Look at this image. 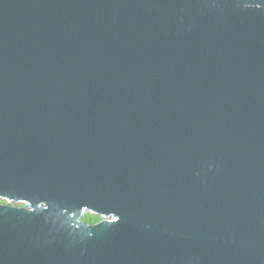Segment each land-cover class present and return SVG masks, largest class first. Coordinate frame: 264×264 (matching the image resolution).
Masks as SVG:
<instances>
[{"label":"water","instance_id":"1","mask_svg":"<svg viewBox=\"0 0 264 264\" xmlns=\"http://www.w3.org/2000/svg\"><path fill=\"white\" fill-rule=\"evenodd\" d=\"M0 264H264V0H0Z\"/></svg>","mask_w":264,"mask_h":264},{"label":"trees","instance_id":"2","mask_svg":"<svg viewBox=\"0 0 264 264\" xmlns=\"http://www.w3.org/2000/svg\"><path fill=\"white\" fill-rule=\"evenodd\" d=\"M82 219L89 224L98 223L100 221V219L97 216L92 214H86L83 216Z\"/></svg>","mask_w":264,"mask_h":264},{"label":"snow or ice","instance_id":"3","mask_svg":"<svg viewBox=\"0 0 264 264\" xmlns=\"http://www.w3.org/2000/svg\"><path fill=\"white\" fill-rule=\"evenodd\" d=\"M116 219H117V221H118V220H119V217H117Z\"/></svg>","mask_w":264,"mask_h":264},{"label":"rangeland","instance_id":"4","mask_svg":"<svg viewBox=\"0 0 264 264\" xmlns=\"http://www.w3.org/2000/svg\"><path fill=\"white\" fill-rule=\"evenodd\" d=\"M17 206H20V205H17Z\"/></svg>","mask_w":264,"mask_h":264}]
</instances>
